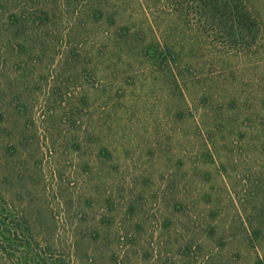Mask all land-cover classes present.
<instances>
[{
	"label": "rangeland",
	"instance_id": "obj_1",
	"mask_svg": "<svg viewBox=\"0 0 264 264\" xmlns=\"http://www.w3.org/2000/svg\"><path fill=\"white\" fill-rule=\"evenodd\" d=\"M264 264V0H0V264Z\"/></svg>",
	"mask_w": 264,
	"mask_h": 264
},
{
	"label": "trees",
	"instance_id": "obj_2",
	"mask_svg": "<svg viewBox=\"0 0 264 264\" xmlns=\"http://www.w3.org/2000/svg\"><path fill=\"white\" fill-rule=\"evenodd\" d=\"M31 262H34L33 260L31 261V260H29V259H22V261H21V263L22 264H28V263H31Z\"/></svg>",
	"mask_w": 264,
	"mask_h": 264
}]
</instances>
